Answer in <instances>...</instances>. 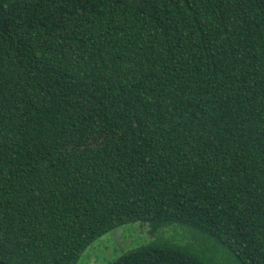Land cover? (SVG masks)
Here are the masks:
<instances>
[{"label": "trees", "instance_id": "16d2710c", "mask_svg": "<svg viewBox=\"0 0 264 264\" xmlns=\"http://www.w3.org/2000/svg\"><path fill=\"white\" fill-rule=\"evenodd\" d=\"M264 264V0H0V262ZM225 264V263H224Z\"/></svg>", "mask_w": 264, "mask_h": 264}, {"label": "rangeland", "instance_id": "374dc122", "mask_svg": "<svg viewBox=\"0 0 264 264\" xmlns=\"http://www.w3.org/2000/svg\"><path fill=\"white\" fill-rule=\"evenodd\" d=\"M127 228L130 229V236H126L121 240L122 245H118L117 247L121 249V251L117 248L112 249L113 244L111 243V239L107 238L109 235H106L104 237H101L97 239L91 246H98L99 244L107 246L110 251H108V256L106 258L107 262L105 264H109L112 261L117 260L124 252L134 250L142 245H145L146 243L152 242V241H158L160 239L169 238L173 239L175 238L177 241L180 242H187L188 239L185 238L184 232L181 229L175 228V229H162L158 231L155 234H150L148 230V226L146 224H139L138 222L131 224ZM90 246V247H91ZM90 247L84 252L90 250ZM218 261L223 262L222 264H227V261L225 259L221 260L218 259Z\"/></svg>", "mask_w": 264, "mask_h": 264}, {"label": "flooded vegetation", "instance_id": "af4514ba", "mask_svg": "<svg viewBox=\"0 0 264 264\" xmlns=\"http://www.w3.org/2000/svg\"><path fill=\"white\" fill-rule=\"evenodd\" d=\"M130 229L129 228H123L120 239L118 241H115L113 236L109 235V237L111 239V243L113 244V247H111L112 249H117L118 245H120L121 240L123 238H125L126 236H130ZM120 251L121 249L118 248ZM108 251H110V249L105 246V245H101L99 244L98 246H91L90 250L87 251L86 253H84L81 258H80V262L79 264H105L107 262L106 258L109 255ZM91 258H93V262L91 263Z\"/></svg>", "mask_w": 264, "mask_h": 264}, {"label": "water", "instance_id": "95a60500", "mask_svg": "<svg viewBox=\"0 0 264 264\" xmlns=\"http://www.w3.org/2000/svg\"><path fill=\"white\" fill-rule=\"evenodd\" d=\"M122 230H123V228H119L117 230L112 231V233L110 234L111 236H113V238H114L115 241H118L120 239ZM120 245H122V244L120 243ZM90 261L92 263L93 262V258H91ZM0 264H5V263L0 262Z\"/></svg>", "mask_w": 264, "mask_h": 264}]
</instances>
